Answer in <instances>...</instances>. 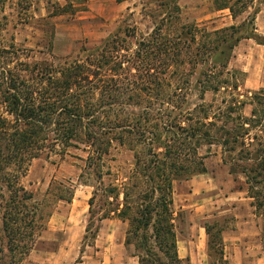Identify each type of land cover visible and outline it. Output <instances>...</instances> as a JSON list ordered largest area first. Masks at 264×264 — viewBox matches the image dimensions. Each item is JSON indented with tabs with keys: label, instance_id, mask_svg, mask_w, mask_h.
I'll return each instance as SVG.
<instances>
[{
	"label": "trees",
	"instance_id": "obj_1",
	"mask_svg": "<svg viewBox=\"0 0 264 264\" xmlns=\"http://www.w3.org/2000/svg\"><path fill=\"white\" fill-rule=\"evenodd\" d=\"M54 5L53 16L68 13L67 8H72L69 3ZM160 5L170 10L167 21L171 24L170 18L180 7L173 1ZM254 5L255 0H214V9L228 10L234 21ZM4 8L5 4L0 6L2 11ZM20 9L18 16L30 15L31 5ZM72 11L75 13L76 7ZM258 11L241 24L214 31L182 24L178 32L170 35L162 25H156L149 38L138 44V66L131 57L124 59L121 55L117 35L84 59H66L59 65L25 64L22 68L11 67L17 54L15 43L0 42V198L5 201L1 221L10 254L8 264L22 263L41 230L37 222L41 218L39 207L29 204L34 196L20 184L31 160L45 152L65 156L70 148L83 147L88 154L86 168L102 180L105 158L113 141L132 142L136 129L142 135L132 138L141 146L135 152L134 167L119 186L108 187L107 195L116 204L102 220L116 217L128 223L126 245L136 240L137 248L143 251L135 254L140 264H190L178 252L174 185L176 181L206 173V156L200 152L205 145H221L223 161L230 172L246 176L248 194L257 214L264 219V88L252 92L250 100L249 96L245 99L238 94L242 84L236 72L229 69L231 55L243 39H254L264 46V35L257 33L255 25ZM4 28L0 24V31ZM199 33L206 40L199 42ZM189 50H193L194 57L188 62L204 67L199 80L202 98L210 90L223 89L231 96L237 95L238 104L228 106L221 126H217L218 117L210 116L209 106L204 105L184 110L172 104L173 108L157 110L155 114L146 109L137 115L140 119L128 116L123 121L106 116L117 104H138L136 98L142 100L141 93H154L156 100L171 103L182 88L177 86L164 93L169 88L167 71L173 65H184L187 60L181 57ZM123 95H127L124 103ZM246 104L253 106L250 116L242 112ZM238 109L240 112L236 113ZM73 197L74 193L58 196L67 202ZM94 198L95 192L89 199L90 213ZM212 228L206 225L209 254L216 253L224 259L223 228L216 233Z\"/></svg>",
	"mask_w": 264,
	"mask_h": 264
},
{
	"label": "rangeland",
	"instance_id": "obj_2",
	"mask_svg": "<svg viewBox=\"0 0 264 264\" xmlns=\"http://www.w3.org/2000/svg\"><path fill=\"white\" fill-rule=\"evenodd\" d=\"M170 1L175 2L180 7V11L174 13L173 17L170 18L171 24L167 21L170 10L160 5L161 2ZM56 3L60 6H66L69 3L72 8H67L68 13L53 16L51 13ZM3 4H5V8L4 11L0 9V24L5 25V28L0 31V42L4 45H9L11 42L15 43L17 54L11 67L17 65L19 68H22L25 64L47 63L59 65L66 59H84L88 53L98 49L108 38L115 37V35H117L121 47V55L124 56V59L125 57H131L132 62L138 66L141 64L138 61L140 58L136 54L138 44L149 38L156 25H162L164 32L170 35L178 32L182 24H195L202 31H214L234 23L241 24L247 21L254 15L256 9H259L255 15L257 33L264 35V31L260 30H264V16L257 19L258 14L263 9L264 0H255V5L236 21L232 19L228 10L216 11L214 0H25L22 3L19 0H0V6ZM30 5V15L18 16L21 7L29 8ZM75 7L77 11L72 13ZM25 11L22 10L21 12L24 14ZM4 16L7 19H4ZM204 40L206 38H203L202 35L198 37L199 42ZM142 55L144 54L142 53ZM193 57V50L185 52L181 58L186 59L187 62L180 67L173 65L167 71L169 88L166 87L164 93L170 90L172 92L177 86L182 88L179 96L171 98V103L156 100V94L154 93L151 95L141 93L143 99L136 98L138 104H117L115 109H111L106 113V116L123 121L128 116H136L137 119H140L137 115L146 109L148 112L155 114L157 110L164 111L167 108H173L172 104L180 106L184 110L193 108L196 105H204L205 107L209 106L207 111L210 116L216 115L218 117L217 126H221L227 116L228 106L238 104L237 95L231 96L223 89L219 92L210 90L202 98L203 86L199 80L202 79L201 72L204 67L195 66L193 63L188 62V59ZM125 66L128 65L125 64ZM229 69L236 72V78L242 84L238 94L244 95L245 99L249 96L250 100L251 95L243 87L245 74L242 69L253 71L255 77L257 75L259 77L260 74L264 77V51L256 40L243 39L235 47L230 58ZM126 100L127 95H123L122 103ZM239 112L240 109L236 111V113ZM242 112L244 113V109ZM143 117L147 118L148 116L144 115ZM165 118L166 120L169 119L166 116ZM141 135V130L136 129V134L131 137L132 142L127 141L121 144L117 140L113 141L110 152L105 158L102 180L92 170L86 168L88 154L83 151V147L80 149L70 148L65 156L54 152H45L41 157L31 160L27 166V171L20 179V184L33 194L34 199L29 204L36 203L41 215V218L37 220L41 224V230L33 247L38 242L40 235L48 229L52 216L58 212L61 215L55 216V225L64 229L71 228L74 231L83 228L88 229V237L84 241H92V235L96 233L102 224L103 215L114 208L116 204V201L109 199L107 195L108 187L119 186L133 169L135 152L141 148L133 139L135 137L141 138ZM218 136L220 137L221 134L218 133ZM216 149H218L216 144L214 146L205 145L200 149V152L207 157L212 156L211 152ZM238 151H240V147L237 148L236 154ZM240 163L242 162L240 161ZM217 170L215 169V173ZM235 176H238V178L233 190L236 192L239 190L245 191L248 186L245 179L239 173ZM189 180L176 181L174 185L175 231L178 249L182 255H186L189 250L182 239L190 238L195 234L198 240L193 250L195 263L230 264L229 259L228 261L221 259L216 253L209 255L205 226L213 227V233L221 228L230 229L234 225V215L230 212L220 213V210L213 208L214 197L211 194L215 189L195 191L194 186L187 182ZM94 192L95 198L90 213L88 202ZM72 193L80 201L78 205L80 214L69 221V202L60 200L58 196L59 194H65L69 197ZM3 194L7 199L8 193L4 190ZM4 207L5 201L1 197L0 264H8L10 255L7 251L6 238L2 230L1 216ZM108 227L121 228L124 230L125 235L129 229L127 222L122 223L120 221L111 223ZM262 228H264L263 219ZM200 233L203 234L201 239L198 237ZM130 236L132 238V235ZM193 238L195 239V237ZM262 239L264 241V230H262ZM1 250H4V253ZM128 250L134 254L143 253L142 250L137 248L135 239L128 245ZM18 258L19 255L17 254L16 259ZM160 264L169 263L168 261H162ZM256 264H264V261H261V263L256 261Z\"/></svg>",
	"mask_w": 264,
	"mask_h": 264
},
{
	"label": "crops",
	"instance_id": "obj_3",
	"mask_svg": "<svg viewBox=\"0 0 264 264\" xmlns=\"http://www.w3.org/2000/svg\"><path fill=\"white\" fill-rule=\"evenodd\" d=\"M263 16L264 6L257 19ZM260 30L264 31L263 29ZM259 46L264 51V46L260 44ZM242 71L245 74L243 87L248 94L251 95L252 92L258 91L256 89L264 88L262 74L255 77L251 70L242 69ZM252 110L253 106L246 104L243 114L250 116ZM216 146L218 149L211 152L212 156L205 158L206 173L195 175L187 182L194 186L195 191L215 189L211 194L214 197L213 208L220 210V213L230 212L234 215L233 227L222 231L224 259L227 261L229 259L230 264H256V261L261 263V261H264L263 217L257 214L256 207L253 205V198L249 196L247 189L238 192L233 190L238 176L236 177V174L231 173L229 165L224 163L222 146L218 144ZM228 168L229 170H227ZM215 169H218L216 173ZM239 174L246 182V176ZM79 204L80 201L76 197L68 203L70 207L69 221L80 214ZM88 206H90L89 202ZM60 215L61 213L58 212L52 216L48 229L40 235L38 242L21 264H140L138 257L128 250L124 230L108 227L111 223L117 221L123 223L122 220L116 217L103 219L92 241L85 242L84 239L88 237L86 236V229L74 231L71 228L64 229L55 225V216ZM205 234L208 236L206 226ZM198 237L199 239L203 238V234L200 233ZM182 242L187 246L189 252L182 255L178 249L180 258H188L190 263L198 264L194 262L196 260L193 255V250L198 242L197 235L194 234L190 238H184ZM207 249L209 253V236Z\"/></svg>",
	"mask_w": 264,
	"mask_h": 264
}]
</instances>
